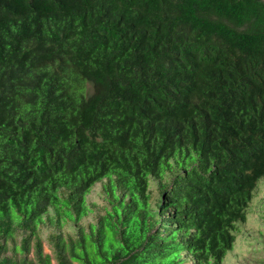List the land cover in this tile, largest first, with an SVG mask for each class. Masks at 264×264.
Listing matches in <instances>:
<instances>
[{"label":"trees","instance_id":"16d2710c","mask_svg":"<svg viewBox=\"0 0 264 264\" xmlns=\"http://www.w3.org/2000/svg\"><path fill=\"white\" fill-rule=\"evenodd\" d=\"M263 177L264 0H0V264H222Z\"/></svg>","mask_w":264,"mask_h":264},{"label":"rangeland","instance_id":"374dc122","mask_svg":"<svg viewBox=\"0 0 264 264\" xmlns=\"http://www.w3.org/2000/svg\"><path fill=\"white\" fill-rule=\"evenodd\" d=\"M105 179L95 183L87 195V204L92 207V211L85 217L81 223L87 224L95 222L98 215L104 212V207L108 204V200L103 192V184ZM150 191L154 199L159 195L157 180H151ZM57 231L54 227H48L47 224L40 227L39 235L43 243L44 253L50 254L51 264H57L50 235ZM75 228L66 225L63 232L74 234ZM236 242L232 250L228 251L222 264H264V177L260 180L254 197L248 208V215L244 222L237 223ZM23 234L17 232L15 242H9L10 250L16 244L20 245ZM29 259H35L34 255V240L32 241L31 252Z\"/></svg>","mask_w":264,"mask_h":264}]
</instances>
